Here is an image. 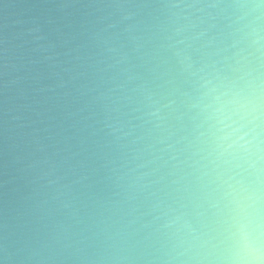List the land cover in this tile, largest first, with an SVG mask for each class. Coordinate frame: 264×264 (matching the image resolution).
<instances>
[{"label": "water", "instance_id": "95a60500", "mask_svg": "<svg viewBox=\"0 0 264 264\" xmlns=\"http://www.w3.org/2000/svg\"><path fill=\"white\" fill-rule=\"evenodd\" d=\"M264 264V0H0V264Z\"/></svg>", "mask_w": 264, "mask_h": 264}, {"label": "clouds", "instance_id": "9594fccd", "mask_svg": "<svg viewBox=\"0 0 264 264\" xmlns=\"http://www.w3.org/2000/svg\"><path fill=\"white\" fill-rule=\"evenodd\" d=\"M242 259L246 264H261V245L258 239L247 241Z\"/></svg>", "mask_w": 264, "mask_h": 264}]
</instances>
